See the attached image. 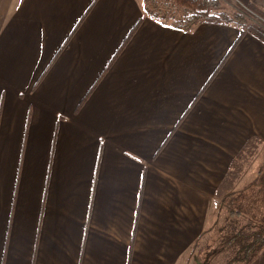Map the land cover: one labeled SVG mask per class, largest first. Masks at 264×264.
Instances as JSON below:
<instances>
[{"label":"crops","instance_id":"obj_1","mask_svg":"<svg viewBox=\"0 0 264 264\" xmlns=\"http://www.w3.org/2000/svg\"><path fill=\"white\" fill-rule=\"evenodd\" d=\"M143 5L0 0V264H189L264 141V42Z\"/></svg>","mask_w":264,"mask_h":264},{"label":"trees","instance_id":"obj_2","mask_svg":"<svg viewBox=\"0 0 264 264\" xmlns=\"http://www.w3.org/2000/svg\"><path fill=\"white\" fill-rule=\"evenodd\" d=\"M143 1L147 15L160 23H165L168 18L173 17L169 13L170 7L175 6L179 9L182 12L179 22L175 25L171 24L176 29L189 31L202 23L233 24L241 32H248L264 42V11L253 5H235L231 12H226L222 10L221 0ZM251 142L248 141L240 152H248ZM241 156L242 154H238L236 158L239 159ZM251 185L257 187V192L248 196L250 206L244 200L248 188L223 192L217 206L218 211L222 210L223 217L221 218L219 214L215 216L211 228L202 232L194 241L192 252L201 250L207 243L209 234L215 232L217 237L215 246L212 245L211 249H208L206 258L219 251H223L224 258H227L222 264H242L247 262L248 258H257L264 248V212L261 214L257 212L264 201V166L258 169ZM255 259L251 262L253 263ZM197 260L196 264H209L210 261V259Z\"/></svg>","mask_w":264,"mask_h":264},{"label":"rangeland","instance_id":"obj_3","mask_svg":"<svg viewBox=\"0 0 264 264\" xmlns=\"http://www.w3.org/2000/svg\"><path fill=\"white\" fill-rule=\"evenodd\" d=\"M154 1H162V0H154ZM144 3V1H143ZM147 3V2H146ZM222 3V10L226 11V12H231L232 8L235 5H243L237 1H233V0H221ZM245 6V5H243ZM145 8V4L143 5V9ZM145 12V11H144ZM170 14L173 15V17L168 18L165 22H168L170 24H176L179 22V17L181 16V11L179 9H177L175 6L170 7ZM145 14H147L145 12ZM238 154H242L241 158H235V160L232 163V167L229 168L228 173H227V178L230 180V178L236 179V184L233 187V191H240L243 188H248L246 190V194L244 197L245 203L249 205V201H248V196L257 192V187H252L251 183L254 180V178L257 175L258 169L261 166H264V141L262 140H258L256 138H254V140L251 142V148L250 150L248 149V152L245 151V153H241L239 152ZM225 185V184H224ZM232 189L231 184L228 185V189ZM230 192V191H229ZM254 194V195H255ZM220 201V199H219ZM218 201V203H219ZM253 202V201H252ZM262 204L264 205V201L262 202ZM261 204V209L259 211H257L258 213L260 212H264V206H262ZM253 205V204H252ZM255 205V204H254ZM215 209V215L219 214V216L222 218L223 217V212L222 210H217ZM216 233L212 232L211 234H209L207 240H206V244H204V246L202 247L201 250L192 252V258L190 259V263L189 264H196L197 263V259H210L209 264L213 263H218L220 262V264L223 263V261H225L223 256V251H219L218 253L207 257V251L208 249H211L212 245L215 246V241H216ZM220 249V248H219ZM222 250V249H221ZM249 260L247 262H242V264H250L252 263L251 261H253V259H255L254 257L252 258H248ZM232 264H239V263H232ZM253 264V263H252Z\"/></svg>","mask_w":264,"mask_h":264}]
</instances>
